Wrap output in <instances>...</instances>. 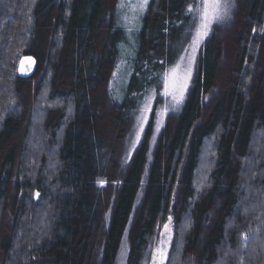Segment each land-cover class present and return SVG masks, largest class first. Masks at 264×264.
Returning a JSON list of instances; mask_svg holds the SVG:
<instances>
[{
    "label": "trees",
    "instance_id": "obj_1",
    "mask_svg": "<svg viewBox=\"0 0 264 264\" xmlns=\"http://www.w3.org/2000/svg\"><path fill=\"white\" fill-rule=\"evenodd\" d=\"M122 1L0 0V264H116L125 240L126 264H149L170 216L167 264H264V0L234 4L128 159L202 0H150L133 33Z\"/></svg>",
    "mask_w": 264,
    "mask_h": 264
},
{
    "label": "rangeland",
    "instance_id": "obj_2",
    "mask_svg": "<svg viewBox=\"0 0 264 264\" xmlns=\"http://www.w3.org/2000/svg\"><path fill=\"white\" fill-rule=\"evenodd\" d=\"M149 2L150 0L122 1L120 11L121 21L122 23H124V26L126 28H132L130 30L132 31L131 33L140 28L141 20L146 9L148 8ZM235 3L238 4V0L201 1V7L197 15L195 25L191 33L189 34L188 39L177 61L168 71L162 83V86L158 90H154L152 94L149 95V97L139 107L136 113L135 121L132 125L130 135L126 139L127 159L132 155L133 151L141 143L146 127L153 113L156 114L154 133L155 142L167 119L182 105L195 78L198 60L204 45L211 37L214 29L230 18ZM238 12L239 9L235 14V22L239 19ZM234 24L231 26H234ZM118 77L119 73L117 75V78ZM39 149L40 147L38 146L37 150L39 151ZM123 152L124 151H122V153ZM207 158L209 159L208 155H204L202 158V172H206V170L208 169ZM203 175L204 174L199 175L198 178H202L203 180ZM45 220V215L44 219L43 215H41V219L38 224L43 225ZM174 239L175 224L173 221V217L170 216L157 233L155 242L153 244L152 257L149 264H167L170 258V251ZM257 242L258 240L256 241V243ZM127 255L128 244L125 240L116 264H126ZM178 259L179 258H177L176 262L178 261Z\"/></svg>",
    "mask_w": 264,
    "mask_h": 264
},
{
    "label": "water",
    "instance_id": "obj_3",
    "mask_svg": "<svg viewBox=\"0 0 264 264\" xmlns=\"http://www.w3.org/2000/svg\"><path fill=\"white\" fill-rule=\"evenodd\" d=\"M37 59L32 55H25L20 62L19 76L22 78H30L37 69Z\"/></svg>",
    "mask_w": 264,
    "mask_h": 264
}]
</instances>
